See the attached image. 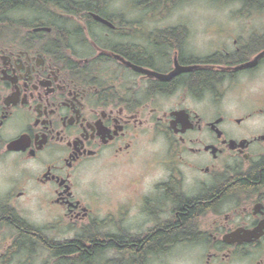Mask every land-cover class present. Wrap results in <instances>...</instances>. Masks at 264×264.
<instances>
[{
	"label": "flooded vegetation",
	"instance_id": "obj_1",
	"mask_svg": "<svg viewBox=\"0 0 264 264\" xmlns=\"http://www.w3.org/2000/svg\"><path fill=\"white\" fill-rule=\"evenodd\" d=\"M171 10L0 0V264H264V36Z\"/></svg>",
	"mask_w": 264,
	"mask_h": 264
},
{
	"label": "rangeland",
	"instance_id": "obj_2",
	"mask_svg": "<svg viewBox=\"0 0 264 264\" xmlns=\"http://www.w3.org/2000/svg\"><path fill=\"white\" fill-rule=\"evenodd\" d=\"M242 4L238 1H222V0H184L174 8L171 12L164 14L167 18L192 20L195 27V35L200 39H204L205 35L214 36V34L221 33V30L227 29V20L249 19L253 20L255 28L258 29V37L264 36V12L252 13L248 16H243L239 13ZM234 25L233 22H231ZM209 28V32L206 30ZM238 28V27H234ZM236 30V29H235ZM204 31V32H203ZM218 32V33H217ZM222 34H226L225 31ZM233 34V33H231ZM247 32H241L240 35H246ZM244 94V93H243ZM249 99L252 96L246 92ZM117 174V175H115ZM119 170H100L94 174L92 179L98 182H104L107 179L122 178Z\"/></svg>",
	"mask_w": 264,
	"mask_h": 264
},
{
	"label": "trees",
	"instance_id": "obj_3",
	"mask_svg": "<svg viewBox=\"0 0 264 264\" xmlns=\"http://www.w3.org/2000/svg\"><path fill=\"white\" fill-rule=\"evenodd\" d=\"M135 3L142 5L148 4L153 7L162 6L163 8L172 7L181 3L184 0H133ZM226 1V0H222ZM228 1H238L242 4L239 13L243 16H248L254 12H264V0H228Z\"/></svg>",
	"mask_w": 264,
	"mask_h": 264
},
{
	"label": "water",
	"instance_id": "obj_4",
	"mask_svg": "<svg viewBox=\"0 0 264 264\" xmlns=\"http://www.w3.org/2000/svg\"><path fill=\"white\" fill-rule=\"evenodd\" d=\"M262 54H264V53H261V54L259 55V57H260ZM251 65H253V63H249V64H248V66H251Z\"/></svg>",
	"mask_w": 264,
	"mask_h": 264
}]
</instances>
